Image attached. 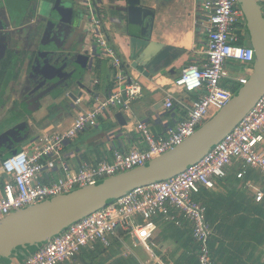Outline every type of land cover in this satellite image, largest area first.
Returning <instances> with one entry per match:
<instances>
[{
  "label": "built area",
  "instance_id": "1",
  "mask_svg": "<svg viewBox=\"0 0 264 264\" xmlns=\"http://www.w3.org/2000/svg\"><path fill=\"white\" fill-rule=\"evenodd\" d=\"M127 1L114 0L113 4L123 6ZM87 2L90 34L101 57L113 63L114 87L105 99L97 98L93 108L88 110L80 109L83 98H78L75 102L77 118L70 128L46 127L29 138L16 154L11 153L0 161V221L29 206L144 166L180 146L234 96L235 93L221 86L227 63L252 65L255 61L254 49L243 45L242 33L245 36L247 27L238 1L205 0L201 7L205 13L203 25L207 38L204 61L184 68L165 99V108L172 110L179 92L198 93L188 106L186 118L166 135L158 136L146 122L137 121L136 128L147 142L148 150L133 149L128 153L115 150L112 162H84L76 167L65 154L67 144L80 134L97 129L109 110L117 109L130 116L132 103L144 96L140 79L118 55L104 18L98 16L96 7L101 10V5L96 0ZM258 3L264 16V0ZM238 31L242 36L236 33ZM248 79L241 77L239 84H247ZM235 163L242 164L239 179L245 177L248 168L258 169L264 186V95L230 134L185 172L129 192L71 225L20 264H75L83 249L97 245L108 248L112 237L123 241L121 235L133 238L135 248L142 247L153 253L151 242L158 230L155 220L160 216L177 226L182 219L189 220L194 240L199 245L198 264H214L210 248L214 228L207 219V206L196 197L202 190L214 189L218 180L226 179L229 168ZM56 173L59 174L57 179L54 178ZM255 201L264 204V189L257 190Z\"/></svg>",
  "mask_w": 264,
  "mask_h": 264
},
{
  "label": "crops",
  "instance_id": "2",
  "mask_svg": "<svg viewBox=\"0 0 264 264\" xmlns=\"http://www.w3.org/2000/svg\"><path fill=\"white\" fill-rule=\"evenodd\" d=\"M199 1L193 0L191 3L188 0L186 3L185 0H145L146 5L141 4L148 10L152 41L172 49L170 55L168 54L167 66L149 79L142 77L140 73L130 67L129 37L126 34V25L111 23L108 19L109 16L122 18L123 15L118 14L117 11H114L117 14L109 13L107 18L102 15L118 55L124 63L128 64L129 70L140 79L144 87V96L132 103L130 116H126L117 109L109 110L101 118L97 129L86 131L68 143L65 154L74 166L78 167L84 162L95 164L100 160L112 162L115 150L123 153H128L133 149L148 150L147 142L136 128L137 121L146 122L151 128V132L158 136L166 135L170 128H175L186 118L188 106H191V101L199 96L198 93L179 92L175 96L172 110L165 108V99L173 82L180 77L184 68L192 63H203L204 61V50L207 45L203 25L205 13ZM113 2L114 0H101L99 2L101 10L106 7L126 6H115ZM86 14L89 16L88 8ZM78 26L80 28V25ZM90 28L91 26L87 24L85 31H87L89 41H87L88 43L85 42L86 40L83 41V43L85 42L82 46L83 52L90 50L91 42L94 43ZM244 41L243 45H245ZM238 65L243 64L229 61L226 66L237 68ZM244 66L251 68V65ZM97 69L84 72L86 76L84 81L96 73ZM241 77L247 76L241 75L234 78L233 81L239 84ZM229 79L230 77L224 74V78L221 80V86L228 90L231 88ZM114 84L115 78L104 83L101 79L96 78L93 85L88 87L89 91L83 94V103L79 106L80 109L93 108L94 101L97 98L105 99ZM60 98L55 102L54 109L50 113L46 112V106L50 103L47 100L44 109L36 114L37 119L45 118L46 115L49 118L36 126L38 132L35 135L46 127L61 130L71 127L77 118L76 109L69 108L74 110L70 113L68 106L65 103H60ZM120 113L127 122L124 126H121L117 120V115ZM27 141L28 139L21 144L20 149ZM242 169V164H233L228 170L226 179L218 180L216 187L212 190H202V194L213 191L211 194L218 196L217 203L209 205L196 197L197 201L207 206V219L214 228V236L210 242L214 264H264V204L255 201V193L259 189H264V186L261 182L262 179L249 177L248 169L245 177L239 179L237 175ZM58 175L56 173L54 178L57 179ZM160 217L155 220L158 230L151 242L153 253L142 247H137L134 250V239L128 235H121L123 241L112 237L111 245L108 248L97 245L93 248L83 249L77 255L75 264H198L199 245L194 240L191 222L182 219L181 225L177 226L163 220L164 217ZM162 221L173 226V229L169 231L166 227V230L162 231ZM127 239H130L131 243ZM29 255L17 258L13 263H23Z\"/></svg>",
  "mask_w": 264,
  "mask_h": 264
},
{
  "label": "water",
  "instance_id": "3",
  "mask_svg": "<svg viewBox=\"0 0 264 264\" xmlns=\"http://www.w3.org/2000/svg\"><path fill=\"white\" fill-rule=\"evenodd\" d=\"M237 1L245 16L250 43L255 51V61L251 65L252 71L248 83L234 94L224 109L203 124L193 136L150 163L107 178L95 185L79 188L68 194L29 206L0 221V263L8 260V264H15L13 261L17 259L18 252L35 247L40 249L71 225L105 208L129 192L170 180L185 172L210 153L213 147L230 134L250 113L264 95V16L258 0ZM111 10L123 15L122 18L109 16L108 19L111 23L126 25L130 67L146 79L166 67L168 54L170 55L172 49L152 41L148 10L141 5V0H128L126 6L111 7ZM96 11L102 18L98 6ZM64 21L65 19L61 18L60 22ZM67 23L73 28L75 36L79 29L78 25H81L80 15H74V11L71 10ZM59 26L58 31H60ZM85 36V40L89 41L87 35ZM84 53H88L87 62L81 66L76 64L83 73L79 78L74 76L71 85V90L74 91L70 92V100L73 104L89 91L85 85L84 72L97 69L101 58L99 47L93 42H91L90 50L81 52L80 55H85ZM61 59L58 57L56 63L59 64ZM117 120L121 126L127 124L121 113L117 115ZM16 153L17 150L12 152V154Z\"/></svg>",
  "mask_w": 264,
  "mask_h": 264
},
{
  "label": "flooded vegetation",
  "instance_id": "4",
  "mask_svg": "<svg viewBox=\"0 0 264 264\" xmlns=\"http://www.w3.org/2000/svg\"><path fill=\"white\" fill-rule=\"evenodd\" d=\"M76 5L83 7L84 1L0 0V161L20 149L28 139L27 129L48 120L47 115L36 118L47 100V114L59 97L68 109H76L70 100L71 85L83 73L76 64L87 62V53H80L89 24L83 7L74 41L67 21ZM61 18L65 19L62 23ZM58 57L62 58L59 64ZM7 140L16 146L8 144V153H4Z\"/></svg>",
  "mask_w": 264,
  "mask_h": 264
},
{
  "label": "rangeland",
  "instance_id": "5",
  "mask_svg": "<svg viewBox=\"0 0 264 264\" xmlns=\"http://www.w3.org/2000/svg\"><path fill=\"white\" fill-rule=\"evenodd\" d=\"M84 1V5H83V7L85 8V10L89 7L88 6V2H87V0H83ZM97 1V3H99V2H101V0H96ZM186 1V3H187V1L188 0H185ZM189 1H191V3L193 2V0H189ZM204 1L205 0H200L199 2H200V5H201V7H203V4H204ZM75 4V3H74ZM141 4L144 6V5H146V2H145V0H141ZM83 7L82 6H78V5H76L75 6V8H74V11L76 12L75 14L76 15H78V13H80L81 15H80V19L82 20V17H83V15H84V9H83ZM177 8V7H176ZM101 11V13H102V15L105 17V18H107V16H108V14L110 13V14H112L113 13V11L111 10V7H106L105 9H102V10H100ZM87 19H88V15H87ZM240 27H242V28H244L243 27V25L241 24V26ZM244 33H245V36H244V34L242 33V35H243V39L245 40L244 42H245V46H247V47H252L251 46V43H250V37H249V34H248V29L246 28V30L244 29ZM238 35H240V36H242L241 35V32H236ZM85 35H87V31H85V33H84ZM86 37V36H85ZM87 42V41H86ZM88 43V42H87ZM100 63H99V69H97L98 71V73L96 72V73H94V74H92L89 78H87L86 80H85V85L87 86V87H91L92 85H93V82L96 80V78H98V79H101V81L104 83L105 81H108V80H113L114 78H115V71H114V68H113V63H112V61L111 60H109V59H107V58H104V57H101L100 58V61H99ZM225 74L228 76V77H230V79H229V86H231V88L232 87H234V86H238V85H240V84H238V83H236V82H234L233 81V79L234 78H238L239 76H241V75H246L248 78L250 77V74H251V68L249 67V66H244V65H238L237 66V68H233V67H228V66H226V70H225ZM95 75H97V76H95ZM231 78H232V80H231ZM243 86V85H242ZM231 88H229L233 93H234V91H233V88L231 89ZM190 94H196V93H194V92H192V93H190ZM84 97V96H83ZM69 111H70V113H72L74 110H72V109H69ZM216 113H214L212 116H214ZM38 132V128H36V127H34V126H31L29 129H27L26 130V133L28 134V139L29 138H31V137H33L36 133ZM8 144L9 145H14V146H16V144H15V141H13V140H7L6 141V143L4 144V149H6L5 150V152L4 153H8V150H9V148H8ZM3 155V153L2 154H0V157ZM5 155V154H4ZM248 172H249V177L251 176V178H260V180L262 179V175H260L261 174V172H260V170H258V169H253V168H248ZM56 177V176H55ZM248 176H247V178H249ZM1 179V178H0ZM262 182V181H261ZM247 190V189H246ZM211 193H213V191L211 192ZM211 193H203L202 195H201V197L200 196H197L198 198H200L201 200H203V201H205V203L206 204H209V205H211L212 203L213 204H215V203H217V201H219L218 200V196H215V194H211ZM203 196V197H202ZM212 208H213V206H212ZM217 208V207H216ZM216 212H217V209H216ZM216 212H214L215 213V215H216ZM159 218V217H158ZM157 218V219H158ZM160 218H162V217H160ZM156 219V220H157ZM163 220H164V218H162ZM161 220V219H160ZM162 223H163V230L162 231H164V230H166V227L168 228V230L170 231L171 229H173V226H171V225H169L168 223H166L165 221H162ZM163 235H165V234H163ZM127 241L129 242V243H131V241H130V239H127ZM132 247H133V244H132ZM133 249H134V247H133ZM134 250H136V248L134 249Z\"/></svg>",
  "mask_w": 264,
  "mask_h": 264
},
{
  "label": "trees",
  "instance_id": "6",
  "mask_svg": "<svg viewBox=\"0 0 264 264\" xmlns=\"http://www.w3.org/2000/svg\"><path fill=\"white\" fill-rule=\"evenodd\" d=\"M242 87V85H240V86H236V87H233V91H234V93H236L240 88ZM202 193H200L199 194V196L201 195ZM38 250V248H30V249H28V250H26V251H20V252H18L17 254H16V257L17 258H22L23 256H26V255H28V254H33L34 252H36ZM9 262H8V260H5V261H3L2 263H0V264H8Z\"/></svg>",
  "mask_w": 264,
  "mask_h": 264
}]
</instances>
